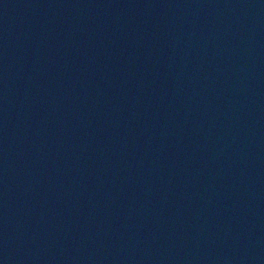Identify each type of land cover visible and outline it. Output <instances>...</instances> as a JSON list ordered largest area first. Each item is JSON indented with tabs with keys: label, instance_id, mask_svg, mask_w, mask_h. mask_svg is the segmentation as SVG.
<instances>
[{
	"label": "water",
	"instance_id": "water-1",
	"mask_svg": "<svg viewBox=\"0 0 264 264\" xmlns=\"http://www.w3.org/2000/svg\"><path fill=\"white\" fill-rule=\"evenodd\" d=\"M0 264H264V0H0Z\"/></svg>",
	"mask_w": 264,
	"mask_h": 264
}]
</instances>
